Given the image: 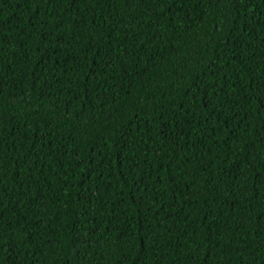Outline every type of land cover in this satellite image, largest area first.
<instances>
[{
  "label": "trees",
  "instance_id": "obj_1",
  "mask_svg": "<svg viewBox=\"0 0 264 264\" xmlns=\"http://www.w3.org/2000/svg\"><path fill=\"white\" fill-rule=\"evenodd\" d=\"M0 0V264H264V0Z\"/></svg>",
  "mask_w": 264,
  "mask_h": 264
},
{
  "label": "snow or ice",
  "instance_id": "obj_2",
  "mask_svg": "<svg viewBox=\"0 0 264 264\" xmlns=\"http://www.w3.org/2000/svg\"><path fill=\"white\" fill-rule=\"evenodd\" d=\"M242 3H248V0H236L235 7L237 10H239V6ZM248 6L251 7L253 11H256V9L260 6V4L258 0H253L251 4H248ZM262 15H264V13H262Z\"/></svg>",
  "mask_w": 264,
  "mask_h": 264
}]
</instances>
